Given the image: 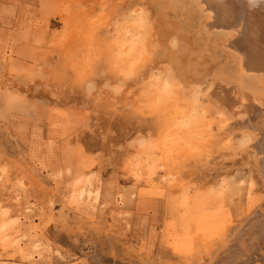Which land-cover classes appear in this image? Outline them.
<instances>
[{
	"label": "rangeland",
	"instance_id": "obj_1",
	"mask_svg": "<svg viewBox=\"0 0 264 264\" xmlns=\"http://www.w3.org/2000/svg\"><path fill=\"white\" fill-rule=\"evenodd\" d=\"M172 1L0 0V264H207V246L227 239V227L264 212V180L246 149L253 139L240 124L264 103V89L255 78L235 73L234 53L223 48L222 34L200 26L205 18L192 0ZM131 34L139 40L128 65L134 69L121 68L114 49ZM81 37L109 58L91 50L87 39L86 51H79ZM63 39L70 41L69 57ZM72 59L88 65L75 68ZM164 82L180 91L177 101L214 121L207 127L209 148L219 144L208 148L206 161L185 156L184 147L165 148L161 138L169 139L171 128L163 131L165 119L157 125L158 118L145 112L155 102L154 88ZM224 108L236 109L227 110L236 116ZM225 123L235 126L223 130Z\"/></svg>",
	"mask_w": 264,
	"mask_h": 264
},
{
	"label": "bare ground",
	"instance_id": "obj_2",
	"mask_svg": "<svg viewBox=\"0 0 264 264\" xmlns=\"http://www.w3.org/2000/svg\"><path fill=\"white\" fill-rule=\"evenodd\" d=\"M162 1V0H161ZM163 1H165V0H163ZM169 1V0H168ZM174 1V0H173ZM172 1V2H173ZM179 1H181L182 2V0H179ZM187 1V0H186ZM185 1V2H186ZM189 1V0H188ZM193 1V3H194V7L196 8V13H198V15L200 14H202L203 16H204V18H205V21L202 23L201 22V25L200 26H202V27H204L205 29H206V31L209 33V32H211V31H216L217 33H220V35L222 34V37H223V41L225 42V44L223 45V48H228L227 49V51L228 50H231L232 52H229L230 54L231 53H234L233 54V57H235V60H234V58H233V60L234 61H236V63H233V64H237L236 66L238 67V71L237 72H235V70H234V72L235 73H238L239 72V74L241 75H245V76H251V77H253V78H255V79H253V80H255V81H257L260 85H262V87H264V0H192ZM69 2V1H68ZM71 2V1H70ZM152 2V1H151ZM171 2V1H170ZM169 2V3H170ZM72 3V2H71ZM83 3V2H82ZM176 3V2H175ZM191 3V2H190ZM69 4V3H68ZM178 4V3H177ZM74 5V4H73ZM100 5V4H99ZM162 5V4H161ZM164 6H165V4H163ZM170 5H171V3H170ZM181 5V4H180ZM167 6V5H166ZM182 6H184V4L182 5ZM187 6V5H186ZM190 6V5H189ZM93 7V6H92ZM91 7V8H92ZM169 7V6H168ZM65 8H67V7H65ZM73 8V7H72ZM181 9V8H180ZM187 9V8H186ZM189 9V8H188ZM62 10V9H61ZM91 10V9H90ZM184 10V9H183ZM89 11V10H88ZM134 11V10H133ZM185 11V10H184ZM187 11V10H186ZM78 12V11H77ZM77 12H76V14H77ZM180 12V11H179ZM74 14V12H71V14ZM82 13V12H81ZM132 13V12H131ZM195 13V12H194ZM70 14V13H69ZM73 14H72V16H73ZM129 14H130V12H129ZM142 14V13H141ZM58 15V14H57ZM137 15H138V13H137ZM181 15H183V14H181ZM197 15V16H198ZM75 16V15H74ZM84 16V15H83ZM89 16V14L87 15V17ZM127 16H128V13H127ZM134 16H136V15H134ZM140 16V15H139ZM65 17V16H64ZM69 17V16H68ZM194 17H195V14H194ZM79 18V17H78ZM131 18V17H130ZM134 18V17H133ZM135 18H138V17H135ZM139 18H141V17H139ZM185 18V17H184ZM188 18V17H187ZM191 18V17H190ZM201 18H203V17H201ZM63 19V18H62ZM90 19V18H89ZM132 19V18H131ZM180 19V18H179ZM143 20V19H142ZM183 20V19H182ZM181 20V21H182ZM191 20H193V19H191ZM198 20V19H197ZM63 21H64V19H63ZM75 21H77V20H75ZM79 21V20H78ZM126 21V20H125ZM134 21V20H133ZM137 22H138V19L136 20ZM140 21H141V19H140ZM71 22V21H70ZM81 22V21H80ZM83 22V21H82ZM81 22V23H82ZM87 22V21H86ZM185 22V21H184ZM192 22V21H191ZM76 23V22H75ZM127 23V22H126ZM130 23H131V21H130ZM141 23L142 22H140V25H141ZM188 23V22H187ZM186 23V24H187ZM86 24H88V22L86 23ZM123 24H125V23H123ZM129 24V22L127 23V25ZM136 24V23H135ZM144 24V23H143ZM142 24V25H143ZM191 24V23H190ZM77 25V24H76ZM138 25V24H137ZM79 26V25H78ZM185 26H187V25H185ZM198 26V25H197ZM76 26H74V28H75ZM121 27V26H120ZM144 27V26H143ZM69 28H71L70 26H69ZM77 28V27H76ZM135 28H137V26H135ZM138 28L140 29V27L138 26ZM142 28V27H141ZM201 28V27H200ZM72 29V28H71ZM86 29V28H85ZM84 29V30H85ZM126 29V28H125ZM78 30H80V29H78ZM78 30H75L74 31V33L76 32V31H78ZM120 30H121V28H120ZM120 30H119V32H120ZM69 31V30H68ZM81 31V30H80ZM89 31V30H88ZM126 31V30H125ZM138 31V30H137ZM177 31V30H176ZM63 32V31H62ZM72 32V31H71ZM86 32V31H85ZM93 32V31H92ZM118 32V33H119ZM133 32V31H132ZM135 32V31H134ZM188 32V31H187ZM186 32V33H187ZM198 32H200V31H198ZM77 34H78V32H76ZM80 33V32H79ZM81 33H83V32H81ZM80 33V34H81ZM94 33V32H93ZM137 33V32H136ZM203 32H201V34H202ZM206 33V32H205ZM213 33V32H212ZM216 33V34H217ZM65 34H66V32H65ZM64 34V35H65ZM68 34H72V33H68ZM120 34V33H119ZM122 34H123V32H122ZM122 34H121V36H122ZM86 35V34H85ZM90 35H93V34H90ZM118 35V34H117ZM117 35L115 36V37H117ZM127 35V34H126ZM130 35V34H129ZM138 35H139V33L137 34V37H138ZM142 35V34H141ZM212 35V34H211ZM75 36V35H74ZM86 36H88V35H86ZM94 36V35H93ZM120 36V35H119ZM118 36V37H119ZM132 36H134V37H132ZM140 36V35H139ZM196 36V35H195ZM123 37V36H122ZM121 37V38H122ZM129 37V36H128ZM131 38L129 39V40H125V43L126 44H122V47L120 48V49H118V52L116 51V49H114L115 50V52H116V61H117V65H120V67H121V64H122V66L123 67H121V68H125L126 66L128 67V65L130 64L129 63V61H131L132 59H133V55L134 54H132V48L134 47V45H135V42L136 41H139V40H137V37H136V35L134 34V35H132L131 34V36H130ZM136 37V38H135ZM206 37H208V36H206ZM219 37V36H218ZM64 38V37H63ZM77 38H78V35H77ZM88 38V37H87ZM86 38V39H87ZM90 38V37H89ZM93 38V37H92ZM98 37H96V39H97ZM220 38V37H219ZM69 39H71L70 41H71V43H72V36L70 35V38ZM86 39L83 37H81V38H79V39H76V40H80V41H82V42H80V44H78L77 45V47L79 48V51H80V48L81 47H83V43L86 41ZM91 39V38H90ZM125 39V38H124ZM138 39H140V37H138ZM214 39V38H213ZM217 39V38H216ZM64 40V39H63ZM85 40V41H84ZM65 41V40H64ZM70 41L69 40H67V41H65L66 42V44L64 45V48H65V46L68 44L69 46H70ZM94 41H97V40H94ZM99 41V40H98ZM97 41V42H98ZM118 41V40H117ZM117 41L115 42H113V43H117ZM88 42V43H87ZM90 42H92V41H90ZM96 42V43H97ZM124 42V41H123ZM183 42V41H182ZM181 42V43H182ZM79 43V42H78ZM86 43H87V46H88V44H89V39H87V41H86ZM86 43H85V45H84V47H83V49H82V51L85 49V46H86ZM101 43V42H100ZM137 43V42H136ZM184 43V42H183ZM201 43H203V42H201ZM61 44L63 45V43L61 42ZM73 44V43H72ZM75 44H77V43H75ZM111 44V43H110ZM110 44H108V45H110ZM92 45H93V43H92ZM92 45L90 44L88 47H92ZM97 45V44H96ZM112 45V44H111ZM110 45V46H111ZM175 44L173 43V46H174ZM179 45H180V43H179ZM186 45V44H185ZM222 45V44H221ZM221 45H218V47H222ZM68 46V47H69ZM116 46V45H115ZM115 46H113V47H115ZM181 46V45H180ZM201 46V45H200ZM72 47H73V45H72ZM71 47V48H72ZM76 47V46H75ZM76 47V48H77ZM87 47V48H88ZM90 47V49L92 50L94 47H92L91 48ZM103 47V46H102ZM108 47V46H107ZM119 47H120V45H119ZM202 47V46H201ZM70 48V47H69ZM69 48H68V50H69ZM135 48V47H134ZM174 48V47H173ZM172 48V49H173ZM215 48H217V47H215ZM66 49V50H65ZM64 49V51L66 52V53H68L69 54V52L70 51H68L67 50V46H66V48ZM74 50H76L75 48H73ZM72 49V50H73ZM110 49V47H108V49L106 48V50H109ZM113 49L112 50H110V52L111 51H113ZM222 49V48H221ZM71 50V49H70ZM78 50V49H77ZM91 50H89V52L91 51ZM95 50H96V48H95ZM95 50L93 49V51L95 52ZM97 50L99 51V49L97 48ZM96 50V51H97ZM179 50H180V48H179ZM181 50H182V48H181ZM210 50V49H209ZM78 51V52H79ZM84 51H86V50H84ZM83 51V52H84ZM177 51H178V49H177ZM77 51H75L74 53L77 55V53H78ZM89 52H85V54H87V53H89ZM94 52H90V53H92V54H94ZM114 52V53H115ZM203 52V51H202ZM221 52V51H220ZM96 53V52H95ZM99 53H101V55L103 56L104 54L102 53V52H100L99 51ZM99 53H97V54H99ZM172 53V52H171ZM179 53V52H178ZM211 53V52H210ZM228 53V52H227ZM72 53L70 52V54L68 55V57L71 55ZM74 54V55H75ZM92 54H90V56L92 57ZM110 54V53H109ZM178 55V54H176V52H174L173 53V55ZM179 54H181V53H179ZM105 55H107V54H105ZM104 55V56H105ZM172 55V56H173ZM182 55V54H181ZM232 55V54H231ZM64 56V55H63ZM66 56V55H65ZM88 56H89V54L87 55V58H88ZM89 56V57H90ZM94 56H95V54H94ZM97 56V55H96ZM95 56V57H96ZM99 56V55H98ZM101 56V57H102ZM104 56H103V58H104ZM175 56V57H176ZM74 57V56H73ZM84 57H85V55H84ZM84 57H83V59H84ZM95 57H92L93 58V60H94V58ZM169 57H171V55L169 56ZM174 57V56H173ZM60 58H61V55H60ZM76 58V57H75ZM91 58V59H92ZM107 58H109L108 57V55H107ZM177 58V57H176ZM63 59V58H62ZM71 59V58H70ZM79 59V58H78ZM86 59V58H85ZM96 59V58H95ZM136 59V58H135ZM174 60H176L175 58H173ZM66 60H68V59H65V57H64V60L62 61V62H64V64L66 65ZM76 60V59H75ZM74 59H72V60H70V61H72V63H74V66H75V68H77V66H80V65H82V67H83V65H85V64H87L88 65V63H87V61L86 60H88V59H86L85 60V64L81 61V59H80V61L78 60L77 62H73V61H75ZM90 60V59H89ZM106 60H110V59H106ZM111 60H112V58H111ZM114 60V59H113ZM113 60H112V64H114L113 63ZM148 60V59H147ZM212 60V59H211ZM60 61V60H59ZM134 61V60H133ZM173 61V60H172ZM177 61V60H176ZM175 61V62H176ZM218 61V60H217ZM106 62V64H107V61H105ZM144 62V61H143ZM83 63V64H82ZM89 63H90V61H89ZM108 63H109V65L111 66V64H110V61H108ZM119 63V64H118ZM116 64H114V66H116ZM73 65V64H72ZM72 65H70V67L72 66ZM232 65V64H231ZM113 66V67H114ZM125 66V67H124ZM135 66V65H134ZM142 65H139V67H141ZM57 67V66H56ZM55 67V68H56ZM61 67V66H60ZM62 67H64L63 65H62ZM86 67V66H85ZM230 67V66H229ZM234 67V66H233ZM0 68H1V61H0ZM54 68V69H55ZM73 68V67H72ZM110 68V67H109ZM116 68H117V66H116ZM129 68V67H128ZM131 68V67H130ZM129 68V69H130ZM143 68V67H142ZM58 69V68H57ZM80 69V68H79ZM111 69V68H110ZM115 69V68H114ZM127 69V68H126ZM131 69H134V68H131ZM140 69V68H139ZM236 69V68H235ZM59 70V69H58ZM90 70V69H89ZM120 70V69H119ZM135 70H136V68H135ZM64 71V70H63ZM84 71V69L82 70V72ZM114 72V70H111V72ZM227 71V70H226ZM231 71H233V70H231ZM230 71V72H231ZM48 72V71H47ZM73 72V71H72ZM85 72V71H84ZM87 72V71H86ZM112 72V73H113ZM142 72V71H141ZM151 72V71H150ZM191 72H193V71H191ZM233 72V73H234ZM52 73H53V71H52ZM75 73H76V71H75ZM118 73V72H117ZM226 73V72H225ZM119 74H121V72L119 73ZM185 74V73H184ZM192 74V73H191ZM58 75V74H57ZM60 75V74H59ZM61 75H62V73H61ZM88 75H90V74H88ZM116 75H118V74H116ZM230 75V74H229ZM235 75V74H234ZM65 76V75H64ZM74 76V75H73ZM86 76V75H85ZM150 76V75H149ZM186 76V75H185ZM56 77V76H55ZM62 77V76H61ZM75 77V76H74ZM82 77V76H81ZM197 77V76H196ZM241 77V76H240ZM174 78V77H173ZM195 78V77H194ZM235 78V77H234ZM242 78H246V77H242ZM249 78V77H248ZM58 79V78H57ZM56 79V80H57ZM79 79V78H78ZM84 79V78H83ZM86 79V78H85ZM175 79V78H174ZM177 79V78H176ZM187 79V78H186ZM192 79V78H191ZM190 79V80H191ZM247 79V78H246ZM245 79V80H246ZM61 80V79H60ZM59 80V81H60ZM74 80V79H73ZM161 80H164V79H162L161 78ZM160 80V81H161ZM166 81L167 80H169V82H172V81H170V79H165ZM173 80V79H172ZM220 80V79H219ZM241 80V79H240ZM244 80V81H245ZM67 81V80H66ZM65 81V82H66ZM82 81H84V80H82ZM159 81V80H158ZM158 81H157V83H158ZM160 81H159V83H160ZM248 81V80H247ZM247 81H245V82H247ZM64 82V83H65ZM161 82H163V81H161ZM178 82V81H177ZM249 82H250V79H249ZM248 82V83H249ZM251 82H252V80H251ZM214 83V82H213ZM239 83H241L240 81L238 82V83H236V84H239ZM253 84H254V82H252ZM61 84H62V82H61ZM69 84V83H68ZM77 84V83H76ZM81 84V83H80ZM153 84H155V83H153ZM152 84V85H153ZM172 84V83H171ZM170 84V85H171ZM181 84V87H182V83H180ZM212 84V83H211ZM251 84V83H250ZM252 84V85H253ZM258 84V85H259ZM67 85V84H66ZM172 85H174V87H175V85H179V84H176V82L174 83V81H173V84ZM240 85V84H239ZM242 85H243V82H242ZM241 85V88L243 87ZM255 85V84H254ZM147 86V85H146ZM145 86V87H146ZM149 86V85H148ZM148 86H147V89H148ZM189 86V85H188ZM238 86V85H237ZM62 87V86H61ZM74 87V86H73ZM144 87V88H145ZM150 87V86H149ZM173 87V86H172ZM177 87V86H176ZM185 87V86H184ZM247 88H248V86H246ZM251 87H253V86H251ZM256 87H258L257 85H256ZM261 86L259 87V90H261V89H264V88H262ZM187 88V87H186ZM186 88H185V90H186ZM233 88V87H232ZM246 88V89H247ZM250 88V87H249ZM63 89V88H62ZM174 89H176V91H178L177 89H180V86H179V88H173L172 90H174ZM190 89V88H189ZM192 89H194V88H192ZM191 89V90H192ZM196 89V88H195ZM198 89V88H197ZM200 89V88H199ZM207 89V88H206ZM244 89H245V87H244ZM254 89H255V87H254ZM182 90V89H181ZM231 90V89H230ZM195 91V90H194ZM200 91V90H199ZM214 91V90H213ZM233 91H236V90H233ZM232 91V92H233ZM247 91H249V90H247ZM257 91V90H256ZM255 91V93L257 94V93H259V92H256ZM145 92H146V90H145ZM148 92H149V90H148ZM153 92H154V96H155V102H153V104H151L152 106L150 107V105H149V107L150 108H147V106H144L146 109H145V112L147 111V114H149L148 115V117L150 116V114L151 115H155L156 116V118H158V120H156V121H158L157 122V125H158V123H160L159 122V119H161L162 120V118H163V120L165 121V122H163L162 121V123H160V124H162L161 126H162V129H164L163 131H165V127H167V128H171V130H168L167 132H169V134H171V137L168 139V138H165L166 140H164V137L166 136V135H163L164 137L163 138H161V140L163 141L162 143L165 145V144H169V148H168V146H167V149L169 150V149H172V151L174 150V149H176V150H184V148H187V149H185L186 151H187V153H188V155H187V153H186V155L185 156H188V157H193V155H196V157H202V158H206L205 159V161L207 160V158H209L210 157V153H211V151L209 152V146L212 144L211 142H212V140H210V138H209V130L207 129V127L211 124V123H213V122H208V119L206 120L205 119V116H204V114H205V112L204 111H202V110H199V111H197V110H195V108L194 107H191V106H189V105H187V104H185L184 102H182V101H180L179 99H180V97H179V99H178V101L176 100L177 98L175 97V95H174V93L175 94H178V93H180V91H178V92H175V90H174V93L170 90V86H169V84H167V83H165L164 82V84H163V86H161V87H158L157 86V88H154V90H153ZM172 92V93H171ZM183 92H185L184 90H183ZM189 92H190V90H189ZM201 92V91H200ZM237 92V91H236ZM251 92H253L252 90L250 91V93ZM182 93V92H181ZM192 93V92H191ZM193 93H195V92H193ZM261 93V92H260ZM259 93V94H260ZM146 94H148V93H146ZM184 94V93H183ZM187 94H190V93H188L187 92ZM196 94H197V92H196ZM195 94V96H198V95H196ZM211 94V93H210ZM220 94V93H219ZM233 94V93H232ZM242 94H245V93H242ZM252 94V93H251ZM141 95H143V94H141ZM153 95H151V96H153ZM191 95V94H190ZM194 95V94H193ZM200 95H201V93H200ZM212 95H213V93H212ZM211 95V96H212ZM245 95H247V94H245ZM253 95V94H252ZM261 95V94H260ZM150 96V95H149ZM153 96V97H154ZM185 96H186V93H185ZM255 97H256V95H254ZM259 96V95H258ZM126 97H128V96H126ZM141 97V96H140ZM187 97V96H186ZM190 97V96H189ZM207 97H208V95H207ZM213 97H214V95H213ZM238 97V96H237ZM243 97V96H242ZM245 97V96H244ZM144 98V97H143ZM147 98V97H146ZM146 98H144V99H146ZM152 98V97H151ZM166 98V101L164 100ZM201 98V97H200ZM224 98V97H223ZM239 98V97H238ZM237 98V100L236 101H238V100H240V98L238 99ZM257 98V97H256ZM140 99V98H139ZM144 99H143V101H144ZM153 98H152V100H154ZM183 99V98H182ZM192 99V98H191ZM210 99H211V97H210ZM219 99V98H218ZM233 99V98H232ZM260 99V98H259ZM147 100V99H146ZM204 100V99H203ZM217 100V98L215 99V101ZM220 100V99H219ZM243 100H244V98H243ZM245 100H246V98H245ZM244 100V101H245ZM249 100V99H248ZM262 100V99H261ZM260 100V101H261ZM132 101V100H131ZM185 101H186V99H185ZM198 101V100H197ZM214 101V102H215ZM223 101V99L221 98V101L220 102H222ZM233 101V100H232ZM231 101V102H232ZM247 101V100H246ZM262 101H264V100H262ZM261 101V102H262ZM139 102H142L141 100L139 101ZM192 102H194V101H192ZM219 102V103H220ZM224 102V101H223ZM222 102V103H223ZM248 102V101H247ZM251 102V101H250ZM258 102V101H257ZM260 102V103H261ZM109 103V102H108ZM132 102H130V104H131ZM144 103H145V101H144ZM187 103V102H186ZM200 103V102H199ZM202 103V102H201ZM201 103L199 104L200 106H201ZM210 103H211V101H210ZM216 103H218V102H216ZM222 103H220V107H221V104ZM252 103V102H251ZM124 104V103H123ZM140 105L142 104V103H139ZM146 104V103H145ZM144 104V105H145ZM204 103H202V105H203ZM240 104V103H239ZM242 104V103H241ZM137 105V104H136ZM235 105V104H234ZM237 105H238V103H237ZM218 106V105H217ZM226 106V105H225ZM243 106V105H242ZM254 106V105H253ZM255 106H257V104L255 105ZM124 107V106H123ZM140 106L138 105V107L137 108H139ZM224 107V106H223ZM241 107V106H240ZM137 108H135L134 107V110L135 109H137ZM142 108V106L139 108L140 110H142L141 109ZM196 108H197V106H196ZM204 108H205V106H204ZM230 108H233V107H230ZM219 109V108H218ZM225 109V108H224ZM234 109V108H233ZM231 110V109H227L228 111H235V110ZM246 109V108H245ZM226 110V109H225ZM226 110V111H227ZM242 110V109H241ZM227 111V112H228ZM250 111L252 112V109H250ZM249 111V112H250ZM254 111V110H253ZM139 112V111H138ZM237 112V111H236ZM239 112V111H238ZM243 113H245L244 111H242ZM141 113V112H140ZM144 113V112H143ZM143 113H141V114H143ZM253 113V112H252ZM251 113V114H252ZM207 114V113H206ZM230 113L228 112V115H229ZM231 114H232V112H231ZM230 114V115H231ZM238 114V113H237ZM240 114V113H239ZM246 114V113H245ZM244 114V115H245ZM248 114H250V113H248ZM145 115H146V113H145ZM212 115V114H211ZM218 115H219V113H218ZM217 115V116H218ZM233 115V114H232ZM234 115H235V112H234ZM233 115V116H234ZM209 116H210V114H209ZM208 116V117H209ZM236 116V115H235ZM234 116V117H235ZM153 117V116H152ZM246 116H244V118H245ZM160 120V121H161ZM218 120H219V117H218ZM240 120V119H239ZM144 121H146V120H144ZM153 121V120H152ZM234 121V120H233ZM218 122V121H217ZM238 122V121H237ZM163 123H164V125H163ZM239 123V122H238ZM217 124V123H216ZM216 124H215V126H216ZM232 125V123H225L224 125H223V130H227L228 131V129L230 130V127H231V125ZM241 125H243L246 129H248V133H246V135H251L252 136V139H253V141H252V143H250L249 144V146L246 148V147H244V148H246V149H249L250 151H252L251 152V154L252 155H254V157L255 158H257V160H258V163H259V169H258V172H257V174H260V175H258V176H261V178H262V180H264V103H262V105H260L259 107H255V113L252 115V116H247L241 123H240ZM217 126H218V124H217ZM232 126H235V125H232ZM237 126H239L238 124H237ZM164 127V128H163ZM157 129V128H156ZM161 129V130H162ZM217 129H219V127L217 128ZM233 129H234V127H232L231 128V130L233 131ZM238 130L240 129V127L239 128H237ZM244 129V128H243ZM208 130V131H207ZM212 130H214V128L212 129ZM242 130V129H241ZM160 131V130H159ZM220 131V130H219ZM227 131H223V132H225L226 134H227ZM243 131V130H242ZM221 132H222V128H221ZM164 133V132H163ZM162 133V134H163ZM225 133H221V134H225ZM230 133V132H229ZM168 134V133H167ZM216 134V133H215ZM157 135H159V134H157ZM156 136V135H155ZM160 136V135H159ZM216 136V135H215ZM219 137V133H218V135H217V138ZM222 137V136H221ZM215 138V137H214ZM225 138V137H224ZM212 139V138H211ZM232 139V138H231ZM161 140H159V141H161ZM182 140V141H181ZM220 140H222V139H220ZM158 141V139L156 140V142ZM186 141H188V143H190V145H199L200 147H201V149L200 150H197V149H192V147H190V146H185L186 144ZM214 141V140H213ZM219 141V140H218ZM228 141V140H227ZM222 142V144H223V141H221ZM158 143H160V142H158ZM161 143V144H162ZM181 143H184V145L183 146H181ZM247 143V142H246ZM156 145H157V143H155ZM154 144V145H155ZM180 144V145H179ZM215 144V143H214ZM219 143L216 141V144L215 145H218ZM159 145V144H158ZM157 145V146H158ZM189 145V144H188ZM215 145H212V146H214L215 147ZM224 145V144H223ZM153 146V145H152ZM229 146V145H228ZM182 147H184V148H182ZM214 147H212V148H214ZM230 147V146H229ZM142 148V147H141ZM148 148V147H147ZM155 148H156V146H155ZM160 148H162V147H159L158 149H160ZM165 148H166V145H165ZM165 148H163L164 150V152L165 151H167ZM209 148V149H208ZM211 148V149H212ZM220 148H222V146L221 147H219V149ZM228 148V147H227ZM150 149H151V147H150ZM210 149V150H211ZM217 148H215V150H216ZM219 149H217V150H219ZM224 149V148H223ZM223 149H220V150H223ZM230 149V148H229ZM228 149V150H229ZM162 150V149H161ZM214 150V149H213ZM224 150H226V149H224ZM175 151V150H174ZM230 151L231 150H229V153H230ZM247 151V150H246ZM214 152H216V151H214ZM223 152V151H222ZM225 153H226V151H224ZM137 153V152H136ZM139 153V152H138ZM167 154H168V156H166L167 158H168V160L169 159H173V154H172V156L170 157V155H171V153L168 151V152H166ZM224 153V154H225ZM247 153V152H246ZM183 154V153H182ZM184 154H185V152H184ZM183 154V155H184ZM236 154V153H235ZM249 154H250V152H249ZM176 155V154H175ZM190 155V156H189ZM222 155V154H221ZM217 156V155H216ZM232 156V155H231ZM176 157H177V155H176ZM181 157H183V156H181ZM213 156H211V158H212ZM219 157V156H218ZM224 157V156H223ZM227 157V156H226ZM233 157V156H232ZM237 157V156H236ZM252 157V156H251ZM253 157V158H254ZM129 158V157H128ZM148 158V157H147ZM166 158V159H167ZM194 158V157H193ZM163 159V158H162ZM177 159V158H176ZM198 159V158H197ZM197 159L195 160V161H197ZM200 159V158H199ZM215 159H216V157H215ZM221 159V158H220ZM240 159V158H239ZM247 159V158H246ZM127 160V159H126ZM173 160H175V159H173ZM172 160V161H173ZM180 160H181V158H180ZM185 160V159H184ZM184 160L182 159L181 161H183L184 162ZM212 160H214V159H211L210 161H212ZM257 160H256V163H257ZM141 161V160H140ZM200 161V160H199ZM202 161H204V160H201V162ZM216 161V160H215ZM214 161V162H215ZM248 161V160H247ZM255 161V160H254ZM253 161V162H254ZM171 162V161H170ZM177 161L175 160L174 161V163H176ZM147 163V162H146ZM166 163H167V161H166ZM166 163H165V165L164 166H166ZM169 163V162H168ZM173 163V164H174ZM198 163V162H197ZM203 163V162H202ZM249 163V162H248ZM220 164V163H219ZM251 164V163H250ZM254 164V163H253ZM149 165H151V164H149ZM171 165V164H170ZM193 165V164H192ZM207 165H208V163H207ZM210 165H212V164H210ZM136 166V165H135ZM168 166H169V164H168ZM174 166V165H173ZM204 166V165H203ZM254 166H255V164H254ZM189 167H191V166H189ZM224 167V166H223ZM222 167V168H223ZM134 168V167H133ZM150 169H151V171L152 170H154L153 168H152V166H150L149 167ZM198 168V167H197ZM204 168V167H203ZM221 168V169H222ZM170 167H169V169H167V170H169L170 171ZM189 169V168H188ZM199 170V169H198ZM137 171V170H136ZM146 171V170H145ZM134 172V171H133ZM138 172V171H137ZM157 172V171H156ZM155 172V173H156ZM139 173V172H138ZM171 173V172H170ZM180 175V174H179ZM149 180H151V179H149ZM202 180H203V178H202ZM178 182V181H177ZM173 186L176 184V181H174L173 183ZM171 184V185H172ZM240 184V183H239ZM225 185V184H224ZM156 188V187H155ZM173 188V187H172ZM195 188V187H194ZM236 191V190H235ZM83 192L84 191H82L81 192V194H83ZM88 193H90V191H88ZM87 193V194H88ZM214 193V192H213ZM80 194V195H81ZM229 195V194H228ZM233 196V195H232ZM191 200V199H190ZM191 202V201H190ZM174 204V203H173ZM194 205H196V204H194ZM262 209H264V208H262ZM92 210V209H91ZM219 210V209H218ZM217 211V210H216ZM215 211V212H216ZM258 211V210H257ZM257 211H256V214L254 213V214H252V216H245L242 220H241V222L240 223H238V224H235V225H233V226H231V227H227L225 230L222 228V230H224L223 232H226V233H228V238L227 239H223V240H221V241H219L218 243H216V245H212V246H207L208 248L206 249V251H205V255H206V259H207V264H252V263H254V262H257V261H262V264H264V212H260V213H257ZM209 212V211H208ZM220 213H221V211H220ZM204 214V213H203ZM218 215V214H217ZM220 215H222V213L220 214ZM243 217V216H242ZM217 218V217H216ZM225 218H226V216H225ZM205 219V218H204ZM206 219H208V217L206 218ZM205 219V220H206ZM209 219H211L210 217H209ZM187 220V219H186ZM203 220V219H202ZM229 220V219H228ZM220 221V220H219ZM214 222V221H213ZM218 222V221H217ZM225 222V221H224ZM229 222V221H228ZM182 223V222H181ZM179 225V224H178ZM196 225V224H195ZM221 225H223L222 223H221ZM202 226V225H201ZM213 227H214V225H213ZM183 228V227H182ZM181 228V229H182ZM184 229V228H183ZM186 229H188V228H186ZM185 229V230H186ZM190 229V228H189ZM194 229V228H193ZM184 230V231H185ZM208 230V229H207ZM221 230V231H222ZM197 231V230H196ZM199 232V231H198ZM202 232V231H201ZM186 233H188V232H186ZM200 233V232H199ZM198 233V234H199ZM204 233V232H203ZM218 234V233H217ZM221 234H222V232H221ZM182 236H184V235H182ZM187 236V235H186ZM208 236H210V235H208ZM212 236V235H211ZM191 237V236H190ZM174 239L173 240H175L176 238L175 237H173ZM183 238V237H182ZM184 239V238H183ZM189 239V238H188ZM211 239V238H210ZM182 240V239H181ZM190 240V239H189ZM191 240H192V237H191ZM194 241V240H193ZM207 241V240H206ZM209 241V240H208ZM211 241V240H210ZM186 242V241H185ZM189 242V241H188ZM212 242V241H211ZM191 243V242H190ZM193 243V242H192ZM184 245H186V244H184ZM204 248V247H203ZM190 250V249H189ZM203 257V256H202ZM166 262V261H165ZM74 264V263H73ZM256 264V263H255Z\"/></svg>",
	"mask_w": 264,
	"mask_h": 264
}]
</instances>
